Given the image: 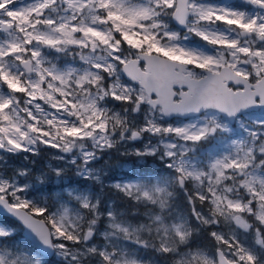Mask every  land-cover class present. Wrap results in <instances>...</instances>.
Listing matches in <instances>:
<instances>
[{
	"label": "snow or ice",
	"instance_id": "obj_1",
	"mask_svg": "<svg viewBox=\"0 0 264 264\" xmlns=\"http://www.w3.org/2000/svg\"><path fill=\"white\" fill-rule=\"evenodd\" d=\"M0 264H264V0H0Z\"/></svg>",
	"mask_w": 264,
	"mask_h": 264
},
{
	"label": "rangeland",
	"instance_id": "obj_2",
	"mask_svg": "<svg viewBox=\"0 0 264 264\" xmlns=\"http://www.w3.org/2000/svg\"><path fill=\"white\" fill-rule=\"evenodd\" d=\"M132 160H130L129 158H123V157H116L114 155L113 159L110 161V164L113 166V168L117 171H119L120 169L116 168L117 164H129L131 165ZM103 163V161L101 162Z\"/></svg>",
	"mask_w": 264,
	"mask_h": 264
},
{
	"label": "trees",
	"instance_id": "obj_3",
	"mask_svg": "<svg viewBox=\"0 0 264 264\" xmlns=\"http://www.w3.org/2000/svg\"><path fill=\"white\" fill-rule=\"evenodd\" d=\"M131 160V158H129Z\"/></svg>",
	"mask_w": 264,
	"mask_h": 264
}]
</instances>
